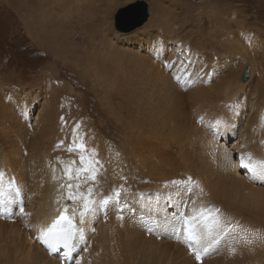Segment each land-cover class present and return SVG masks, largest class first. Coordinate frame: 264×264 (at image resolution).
<instances>
[{"label": "bare ground", "instance_id": "1", "mask_svg": "<svg viewBox=\"0 0 264 264\" xmlns=\"http://www.w3.org/2000/svg\"><path fill=\"white\" fill-rule=\"evenodd\" d=\"M33 1L35 2V0ZM108 1L113 2V0ZM77 2L78 0L49 1L52 6L58 3L60 7L68 5V3H74L75 6ZM42 3L47 4L46 0ZM171 30L170 27L169 31L154 30V33L144 34V38L138 36L144 40L143 46L149 54L139 57L140 60L137 59L138 57L129 56L132 57V66H135L136 63L145 66L138 75L139 78H144L146 86L150 85L149 88H151L150 93L144 96V102L148 104L150 101H154L156 105L151 108H143V114L140 113L142 117L137 119L143 131V150L146 151V154L141 152L135 158L129 157L125 160L124 168L114 157L113 151L107 153L109 149H112L111 146L109 145L107 148L99 138L91 137L90 129L86 130L89 133L77 138L78 141L75 145L77 146L78 143L85 145L87 144L85 139L89 140L88 144L93 152L84 151L85 163L81 164L79 157L78 163L70 168L72 170L70 173L65 172L66 167L61 161L58 165L52 163L54 166L52 168L49 159L55 158L59 153L49 152L52 149L50 145L45 144V140L50 134L49 128L52 123L50 126L49 123L53 118L54 110L56 112L57 102L43 101L44 103L41 104V102L39 103L41 97L38 94L32 95L26 101L23 98H16L14 95L8 97L4 90H0V217L7 216L15 207L16 211L21 209L20 194L15 186L18 184L22 190L26 183V186L30 188V196L28 201L25 198L28 203L27 207L25 206L26 209L24 208L28 215H25L29 217L25 220L29 221L28 227L30 231H33L30 232L28 229V237L22 235L23 238L17 245H9L7 248H1L4 246V243L2 246L1 243L6 237L3 236V233L0 234L1 264H133L131 260L134 256V264H152L151 255L161 258V254L156 252L155 247L153 248L156 245L153 242L167 240L166 232H168V237L170 239L172 237L174 240L170 245L175 246V250L178 248L183 256L181 264H193L190 262L193 259L195 264L200 261L202 264H220L221 259L225 256L221 250L228 245L232 247L230 249L232 256L228 255L229 252L226 251L230 258L241 257L242 259L246 256L257 264H264L255 240L252 242L239 241L242 233L253 234L258 227V223L251 220L250 216L264 218V178H261L259 174L254 175L248 168L239 174V168L243 169V166L235 164L231 159L232 152L227 146L233 137L234 140H237V134L233 133L234 124L225 115L227 107L215 105L213 102L215 94L213 97L210 96L213 90L216 93L230 79V74L226 73V70L222 71L226 67L227 58L217 57V60L216 58L214 60V57L205 52L196 38L192 37V40H187L191 36L188 31L187 33L185 31L184 35H176L179 29L175 28L172 35ZM46 33L47 31H44L40 34ZM231 36L235 42H238L236 31ZM256 38L250 39L249 45H252L253 49L260 51L264 56V41L260 39V35H256ZM126 39H123V48L120 49L118 44L119 49L113 50L116 53L110 52V55L112 57L119 55L120 58L125 59L126 65L130 69L132 66L126 60V55L132 53L131 50L135 47V43L129 44L127 41L125 45ZM57 46L60 47L59 44ZM128 46L130 48H125ZM114 49L116 50V47ZM243 49L244 52L249 51L247 48ZM179 53L180 58L178 57ZM177 58L179 59L177 60ZM182 58L184 61L181 60ZM159 63H165L164 73L159 71L160 65L157 69L156 64ZM132 69L134 71L133 67ZM244 73L240 78L241 83H245L249 79L248 73L247 80L242 82ZM147 79L150 81L147 82ZM146 86L144 87L146 88ZM252 86L254 104L263 106L264 100L261 97L258 84ZM133 91L135 92V89ZM182 91L187 92L183 94L186 100L181 97ZM229 92L233 93V89ZM229 92L227 95L232 97L233 94ZM176 96L181 97V101L186 102L189 107H198L199 113H197L203 116V120L211 118V122H215L210 131V136L215 141L208 133L205 134L201 130L191 133H182V131L176 133V131L170 136L161 131V121H163V128H170V124L174 129L181 126L180 121L170 119L167 114L168 107L177 108ZM241 96L248 101L246 94L241 93ZM5 98L21 102V105L15 107L22 119H17L18 117L16 118L12 114L14 113L13 106L12 108L8 107V101ZM127 98L131 103L130 97ZM154 102H152L153 105ZM206 108L205 114L202 115L201 113ZM43 111H45L43 115L46 118L45 125L35 127L37 135L30 136L27 141V137L33 131L32 127ZM130 111L133 115L139 113L133 107H130ZM192 113L194 114V112ZM31 116L33 118L29 119ZM177 118L183 119L178 115ZM208 126L210 127V125ZM182 130L184 129L182 128ZM239 136L242 145L237 147L238 153L245 151L248 158L251 157V161L248 163L257 168L264 167L258 163L264 161V133H252L244 130ZM26 146H28L27 153L24 151ZM76 151L79 153V148L76 147L75 153ZM23 152L26 156L23 155ZM24 158H26L25 162H23ZM92 160L99 163L91 164ZM33 163L36 164L35 167L31 165ZM244 163L247 162L244 161ZM86 167L89 168V171H83L78 177L70 179V175L75 176L76 170ZM115 168H119V170ZM246 169L249 171L250 177L243 174H247ZM158 177L161 180H158ZM189 178H191V183H188ZM143 179L145 186L139 187L138 184L143 182ZM176 181H183L185 182L184 186L186 184L191 186L190 196L185 194L182 184L174 183ZM19 183L21 184L19 185ZM69 184L73 185L71 189L67 187ZM76 185H79V188H76ZM89 189L92 190L91 193H89ZM69 191L72 192L74 199L68 198ZM85 199L95 203L92 205V210L86 212L81 218L80 213L84 211ZM104 200H107L108 203H102ZM186 201L187 207L184 205ZM180 206L181 209H179ZM24 213L22 211L19 215ZM60 214L71 218L77 229L71 252L73 259L65 258L62 253H58L54 257L49 256L43 248V242L39 239L41 229H47L59 219ZM174 214H177L178 217ZM194 216L196 217L195 221L191 219ZM147 221L151 226L161 224V227L154 231V233H161V238L152 239L145 236L144 241L140 239V231L145 228ZM259 227L264 235V225H259ZM191 229H195L198 240L190 242V249L193 254V250L200 253V260L195 259L193 254L180 246L185 240L178 233L182 232L188 235V231ZM224 230L228 240H224L222 237ZM14 233L19 236V231H14ZM31 233L36 237H30ZM261 239H263L264 245V236ZM165 249L164 252H167L168 248ZM204 249H207L206 254ZM4 250L10 254L9 259H4ZM179 250L177 251L179 252ZM177 251H174V256L167 252L169 256L167 255L165 258L168 263L179 264ZM221 254H223L222 257H220ZM87 257L91 260H87ZM166 259H164L165 262H167Z\"/></svg>", "mask_w": 264, "mask_h": 264}, {"label": "rangeland", "instance_id": "2", "mask_svg": "<svg viewBox=\"0 0 264 264\" xmlns=\"http://www.w3.org/2000/svg\"><path fill=\"white\" fill-rule=\"evenodd\" d=\"M43 1L0 0V90H4L8 97L14 95L16 98H23L26 101L32 95L38 94L41 97L39 99L41 104L49 101L57 102L56 112L54 110L53 118L49 123V126L52 123L49 128L48 139L46 138L49 142L45 140V144L50 145L52 149H47L48 151L51 150L49 152L59 153L55 158L49 159L51 164L58 165L61 161L65 167L71 168L78 163L80 152L76 151L75 153V150L69 152L67 149L69 146L76 149V144H73L74 136L79 138L89 133L86 131L87 129L91 130V137L99 138L107 148H109V145L111 146L112 149H109L107 153L113 151L114 157L120 162L122 168L126 163L125 160L129 157L135 158L141 152L146 154V151L143 150V131L137 119L142 117L143 108H151L156 105V102L150 101L145 104L144 96L150 93L151 88H149L150 85L146 86L144 78L138 77L140 70L145 66H140L139 63L132 66L131 61L132 57H138L137 59L140 60L144 54H149L143 46L144 40L141 39V36L154 33L156 30L169 31L170 27L172 35L175 28L179 29L176 35H184L188 31L191 36L187 40H192V37L196 38L205 52L211 54L214 60L215 58L217 60V57L227 58L226 67L222 71L226 70V73L230 74V79L216 93L213 90L210 96L213 97L215 94L213 98L215 105H225L227 107L225 115L234 124L233 133L237 134V140H234L233 137L232 141L227 144L228 149L232 152L231 159L234 160L236 165L241 164L240 158L242 157L245 162H249L245 151L244 153H238L237 147L242 145L239 135L244 130L252 133H264V103L263 106L254 104L252 92V85L257 83L261 90V97L264 100V56L260 51L253 49L252 45H249V40L255 39L256 35H260V39L264 41V0H143L148 3L149 17L147 21L141 27L124 34L115 29L114 16L119 8L137 0H113V2L108 0H78L75 6L74 3H68L67 6L64 5L65 8L63 5L60 7L58 3L52 6L49 3L51 0H46L47 4L42 3ZM44 31H47V33L40 34ZM235 31L238 34V42H235L231 36ZM122 38H127L125 45L127 41L129 44L135 43V47L131 50L132 53L126 55L128 58L126 60L134 68V71L132 67L130 69L127 67L125 59L123 60L119 55L113 57L110 55V52L113 54L114 51H117V48L119 49V46L120 49L123 48L124 41ZM118 44L119 46H117ZM125 48H130V46ZM243 48H247L249 51L244 52ZM178 57H181L180 53ZM181 60L184 61L183 58ZM152 64L155 63L152 62ZM158 65H160V69ZM156 67L162 73L165 72V63L156 64ZM245 70L249 73V79L247 82L241 83L240 78ZM148 81L150 79H147ZM231 89H233V93L229 92ZM184 92L187 93L182 91L181 97L186 100L183 95ZM228 92L233 94L232 97L227 95ZM241 93L247 95L248 101L242 96L240 97ZM127 97H130L131 103H129ZM181 97L176 96L177 108H167L168 117L180 121L181 126L174 129L170 124V128H163V121H161V131L168 133L170 136L171 133L176 131V133L181 131L182 133H191L201 130L210 136L211 127L215 122L212 123L211 118L210 120H203V116L198 115L197 110L199 108L196 106L189 107L186 102L181 101ZM6 100L8 101V107L12 108L13 106L14 113L12 114L16 118L18 117L17 119H22L15 107L21 105V102L16 101V99ZM152 102H154V105ZM130 107L136 108L139 112L138 115H133ZM207 108L201 113L202 115L205 114ZM34 112L36 114V109ZM44 114L45 111L39 115V119L32 127L33 131L27 137V141H29L30 136L35 137L37 135L35 127L45 125L46 118L43 117ZM177 115L183 119L179 120ZM32 118V116L29 117V119ZM163 118L168 119L167 117ZM181 127L187 132H183L184 130ZM211 139L213 140L212 137ZM77 141L78 139L76 143ZM88 141V139H85V142H87L84 145L85 150L93 152ZM24 151L27 153L28 146L25 147ZM25 153L23 152L24 156H26ZM25 160L26 158L23 159V162ZM31 165L36 166L34 163ZM115 169L119 170V168ZM244 169L245 167L243 169L239 168V174L244 172ZM246 172L247 174H243L250 177L247 169ZM144 179L143 182L138 184L139 187L145 186ZM158 180H161L160 177H158ZM24 186L22 190L18 184L15 186L20 194V207L22 210L16 211L17 208L15 207L7 216L0 217V234L3 233V236L6 237L4 242L1 243V246L4 243L1 248L17 245L24 236H29V221L25 220L29 217H26L25 214L28 215V212L25 209L30 196V188L26 186V183H24ZM181 186L185 194L190 196L191 186L189 184L185 185L189 188L188 190L184 184ZM184 205L185 207L188 206L187 201ZM179 209H181V206ZM22 211L25 213L19 215ZM174 216L178 215L174 214ZM249 218L258 223L257 232L256 229L253 234L244 232L241 234L239 241L252 242L255 240V244L263 257L262 261H264V245L263 239H261L264 235L261 227H259V225H264V218L254 216ZM160 227L161 224L151 226L150 222L147 221L145 228L141 230L142 232L140 231V239L144 241L145 236L152 239L161 238V233H154L155 229ZM14 231H19V236H16ZM149 233L151 235H148ZM30 237L35 238L36 236L31 233ZM165 237L167 240L162 239L163 241L155 240L153 242L156 243L153 248L155 247L156 252L161 254V258L157 255H151L152 264H170L165 258L167 255L169 256L167 252L174 256V251L179 250L178 248L175 250V246L170 245L174 240L172 237L171 239L168 237V232L165 233ZM222 237L224 240L227 239L225 230ZM166 247L168 248L167 252H164ZM231 248L228 245L221 250L225 256L221 259L220 264H257L246 256L242 259L241 257L230 258L232 256L230 254ZM6 252L7 250L3 252L5 254L4 259H9L10 254ZM179 252L177 251V259L181 264L183 256ZM193 257L196 259L195 255ZM87 260L91 259L87 257ZM134 260L135 256L131 260L133 264ZM190 262L195 264L194 259ZM174 263L176 264V262ZM197 264H202V261Z\"/></svg>", "mask_w": 264, "mask_h": 264}, {"label": "snow or ice", "instance_id": "3", "mask_svg": "<svg viewBox=\"0 0 264 264\" xmlns=\"http://www.w3.org/2000/svg\"><path fill=\"white\" fill-rule=\"evenodd\" d=\"M76 140L77 137L74 136L73 138V144H76ZM77 148H79L80 152H81V156H80V163L84 164L85 163V156H84V151H85V146L83 145V143H80L79 145L76 146ZM69 152H72L74 150H76L74 147L69 146L67 149ZM249 161H251V157H249ZM74 163V162H72ZM91 164H98V161L92 160L90 161ZM261 165H264V161H260L258 162ZM241 164L243 167L248 168L249 171H251L254 175L259 174V176L261 178H264V167H254L251 163H244L243 157L241 158ZM72 170L70 168H68L66 166L65 168V172L66 173H70ZM83 171H89V168H82V169H78L75 172V176H71L70 175V179L72 178H76L80 175L81 172ZM92 171H95V169H92ZM94 179V175L92 177ZM191 178H189L188 183H191ZM174 183H180L183 184L185 182L183 181H176ZM69 189H71L73 187V185L69 184L67 186ZM76 188H79V185L75 186ZM91 189H89V193H91ZM68 198L69 199H74L73 194L71 191H69L68 194ZM95 202L92 200H87L85 199V202L83 204V208L84 211H82L80 213L81 218H83V216L85 215L86 212L91 211L92 210V205ZM102 203L107 204L108 201L104 200ZM22 210V209H21ZM193 221H195L196 217H192L191 218ZM77 231L76 226L73 224V221L71 218L69 217H65V216H61L58 220L54 221L47 229H41V236L39 237V239L44 242L45 244H48L50 248L54 247L57 244L60 243H67L73 236V234ZM186 240L189 242H193V241H197L198 240V236L197 233L195 231V229H191L188 231V235L186 237ZM190 247H191V243H190ZM194 254L196 256L197 260L201 259V255L199 252H196L195 250ZM204 253H207V249H204Z\"/></svg>", "mask_w": 264, "mask_h": 264}, {"label": "water", "instance_id": "4", "mask_svg": "<svg viewBox=\"0 0 264 264\" xmlns=\"http://www.w3.org/2000/svg\"><path fill=\"white\" fill-rule=\"evenodd\" d=\"M148 3L143 0H137L125 7L119 8L114 16V27L122 33H128L137 27H141L148 19ZM248 72L242 77L245 82Z\"/></svg>", "mask_w": 264, "mask_h": 264}, {"label": "clouds", "instance_id": "5", "mask_svg": "<svg viewBox=\"0 0 264 264\" xmlns=\"http://www.w3.org/2000/svg\"><path fill=\"white\" fill-rule=\"evenodd\" d=\"M180 246H181L183 249H185V250H187L188 252H190L191 254H193V253L191 252V250H188V249L185 247V245L183 246L182 244H180ZM193 255H195V254H193Z\"/></svg>", "mask_w": 264, "mask_h": 264}]
</instances>
